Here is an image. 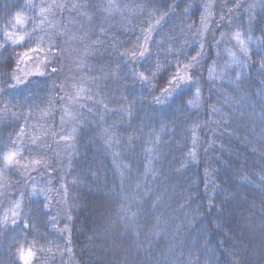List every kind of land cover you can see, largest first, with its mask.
Masks as SVG:
<instances>
[{
	"label": "trees",
	"instance_id": "obj_1",
	"mask_svg": "<svg viewBox=\"0 0 264 264\" xmlns=\"http://www.w3.org/2000/svg\"><path fill=\"white\" fill-rule=\"evenodd\" d=\"M45 1L0 0V174L6 148L59 110L61 63L94 80L101 101L82 100L72 154L56 172L68 219L53 224L43 199H27L17 222L0 206V264H25L28 249L31 264H264V0H230L229 9L223 0H118L110 16L107 0H78L84 26L70 27L65 9L48 34L29 24L32 39L6 41L16 15L36 20ZM208 8L212 26L223 16L247 40L246 66L200 96L191 83L164 99L180 69L191 65L200 80L214 62L200 41ZM50 33L61 47L48 71L17 84L22 55ZM5 176L17 186L13 171Z\"/></svg>",
	"mask_w": 264,
	"mask_h": 264
},
{
	"label": "rangeland",
	"instance_id": "obj_2",
	"mask_svg": "<svg viewBox=\"0 0 264 264\" xmlns=\"http://www.w3.org/2000/svg\"><path fill=\"white\" fill-rule=\"evenodd\" d=\"M107 1L109 16L115 15L122 10L118 0ZM229 1H222L223 8L229 9L234 6ZM209 5L212 6V1H209ZM65 9L66 14H69L70 27L84 26L89 17L85 12L87 10L86 4H79L78 0H71L66 6L64 0H46L44 8L38 13L36 20L29 18L27 15H16L14 21L15 30H13L10 42L23 44L32 39L33 33L25 32L29 24H32L34 27L44 26V34H48L53 30V26L59 24V12ZM18 16L20 18L19 21L17 20ZM211 17L212 12L208 8L203 18L200 41L203 46L205 44L209 45V42L211 43L212 56H215L214 62L207 67L206 75L204 78L201 76L200 80L196 77L195 70L191 65L180 69L175 76L180 78L179 89L188 84L196 83L199 96L204 85L211 84L212 87H216V85L219 86L218 81L228 83V80L232 81L230 79L231 72H236L239 76V73L246 66L248 55L247 40L233 31L229 27V23L223 20V16H219L222 20L220 27L210 24ZM123 20L125 21V19ZM67 29L70 28L67 27ZM40 33H43V31ZM49 36L45 38V46L41 47L38 43L39 46L30 48L22 55L14 76L17 84L25 82L30 76L43 75L46 70L48 71L47 68L51 66V58L53 56L54 59L57 57L53 55V52L56 50L55 43L57 40L52 41L53 37L51 33ZM21 37H23L22 41L20 40ZM70 40H73V38L67 36V41L63 44L64 58L68 61L69 56H71V48H73L70 47ZM57 43L61 47L59 42ZM72 54H74V61L76 59L78 63L80 62L79 68L82 67L85 54L80 53V51ZM69 67V71H65L61 63L65 96L62 99L59 110L55 105L53 110L51 109V112L48 111L47 114L44 113L38 120H34L28 130L19 134L16 146L6 148L4 157L10 153H16L11 163H8L4 159V167L7 170L4 174H0V206L2 208L5 207L4 210H6L8 221L17 222L19 220L27 199H43V204H45L48 210L49 220H52L53 224L59 223L58 221L61 223L69 217L68 199L66 198L64 185L62 184L63 182L56 181V172L59 171V168L63 167L72 154L77 126L79 125V116L84 107L81 105L82 100L101 101L97 83L82 75V77H79L80 70L78 71L77 68L74 70L71 66ZM57 69L59 70V67ZM204 79L206 84L203 82ZM90 87H92V90L88 94ZM167 89H169L167 92L164 91V99L170 98L176 92L170 85H168ZM10 171H13L14 177L18 180L17 186L12 185L11 182L9 183L6 180L5 175L9 174ZM10 189L16 191L14 199L12 195L14 193L10 192ZM33 258L34 253L29 260V264H31Z\"/></svg>",
	"mask_w": 264,
	"mask_h": 264
},
{
	"label": "snow or ice",
	"instance_id": "obj_3",
	"mask_svg": "<svg viewBox=\"0 0 264 264\" xmlns=\"http://www.w3.org/2000/svg\"><path fill=\"white\" fill-rule=\"evenodd\" d=\"M19 16L17 17V20L19 21ZM5 40L6 41H10L12 39V34L11 33H8L7 31H5ZM20 40L22 41L23 40V37L20 38ZM141 55H143V53H141ZM144 79H146V77H144ZM179 80L180 78L179 77H173L171 80H169V85L172 86V89L174 91H178L179 90V87H180V84H179ZM169 89H164L165 92H167ZM16 156V153H10L8 154L7 156L4 157V159L8 162V163H11L14 158ZM25 227H27V225H25ZM33 253L31 251V249H28L26 251H22L21 252V258L25 261V264H29V260L30 258L32 257Z\"/></svg>",
	"mask_w": 264,
	"mask_h": 264
}]
</instances>
